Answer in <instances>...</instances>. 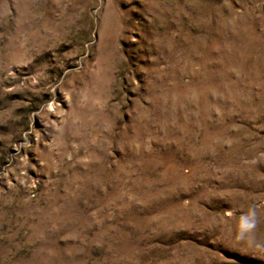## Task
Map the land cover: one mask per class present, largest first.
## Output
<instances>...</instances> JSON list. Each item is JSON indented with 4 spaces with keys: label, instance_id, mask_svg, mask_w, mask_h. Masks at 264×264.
<instances>
[{
    "label": "rangeland",
    "instance_id": "rangeland-1",
    "mask_svg": "<svg viewBox=\"0 0 264 264\" xmlns=\"http://www.w3.org/2000/svg\"><path fill=\"white\" fill-rule=\"evenodd\" d=\"M0 264H264V0H0Z\"/></svg>",
    "mask_w": 264,
    "mask_h": 264
}]
</instances>
